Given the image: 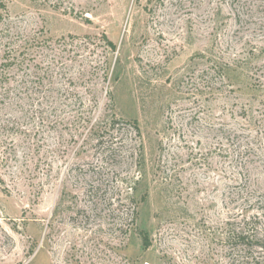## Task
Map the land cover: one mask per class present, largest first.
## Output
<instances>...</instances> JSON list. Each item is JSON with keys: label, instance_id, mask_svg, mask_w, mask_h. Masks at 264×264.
<instances>
[{"label": "rangeland", "instance_id": "rangeland-1", "mask_svg": "<svg viewBox=\"0 0 264 264\" xmlns=\"http://www.w3.org/2000/svg\"><path fill=\"white\" fill-rule=\"evenodd\" d=\"M0 73V264H264V0H0Z\"/></svg>", "mask_w": 264, "mask_h": 264}, {"label": "trees", "instance_id": "trees-1", "mask_svg": "<svg viewBox=\"0 0 264 264\" xmlns=\"http://www.w3.org/2000/svg\"><path fill=\"white\" fill-rule=\"evenodd\" d=\"M2 6L5 7V4L3 3ZM107 42L113 50L117 49V45L113 41L107 39ZM11 51L12 50L7 51L9 54L8 55L6 54V56L9 58L11 56V54H10ZM12 64L13 63H11V61H9V62L7 61L6 63H4V65H7V66H10ZM6 80H7L6 77L2 73H0V83L2 84V82L6 81ZM7 93H8V90L6 87H4V94H7ZM138 181H139V179L136 180L135 183ZM233 234L237 238V239L236 238L235 239L239 244L251 243V240H252L251 236L252 235L248 234V232L246 231V228H242L240 231H235V232H233ZM142 238L144 241V246L148 247L150 245V241L148 240V236H147V233L145 231H142Z\"/></svg>", "mask_w": 264, "mask_h": 264}]
</instances>
